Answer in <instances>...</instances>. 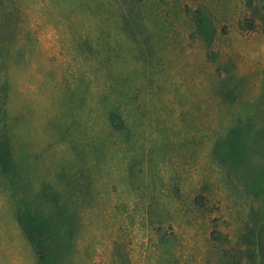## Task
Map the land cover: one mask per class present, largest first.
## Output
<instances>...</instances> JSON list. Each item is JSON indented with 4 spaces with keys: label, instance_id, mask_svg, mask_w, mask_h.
<instances>
[{
    "label": "rangeland",
    "instance_id": "rangeland-1",
    "mask_svg": "<svg viewBox=\"0 0 264 264\" xmlns=\"http://www.w3.org/2000/svg\"><path fill=\"white\" fill-rule=\"evenodd\" d=\"M253 3L0 0V132L16 168L0 172V264H37L18 208L62 209L55 264L263 255L247 237L264 205ZM239 123L250 132L233 150Z\"/></svg>",
    "mask_w": 264,
    "mask_h": 264
},
{
    "label": "trees",
    "instance_id": "trees-1",
    "mask_svg": "<svg viewBox=\"0 0 264 264\" xmlns=\"http://www.w3.org/2000/svg\"><path fill=\"white\" fill-rule=\"evenodd\" d=\"M261 1L264 4V0ZM253 2L254 0H247L250 8L253 7ZM202 30L206 31L207 27L204 26ZM111 117L114 118V115H111ZM250 127V123L248 125L239 123L238 126H235L230 130L233 134V138H229L228 141L234 138L238 139L237 144L231 146L233 150H235V148L242 150L240 143H242L243 138L248 135V132H250ZM230 143L231 142H229V144ZM12 156L9 140L3 132H0V172L3 173L5 177H11L15 172L16 168ZM62 213L63 211L61 208L55 210L54 216L56 224L61 220ZM54 216L51 217L41 211L35 213V211L30 208L26 210L20 208L17 209V219L20 226L34 248V251H36L37 264H55L57 258L61 257L62 252L60 251L58 242L55 243V240L57 239L60 241L63 234L55 231L54 227L50 228L48 226L49 222H51V218L53 219ZM252 218L254 222L247 233L248 242L258 246V249L263 255L260 257L259 255L255 256V254H253L254 258L250 264H264V205L261 210L253 212ZM251 236H253L254 239H252ZM61 243L63 244V242ZM63 246L64 245L61 247Z\"/></svg>",
    "mask_w": 264,
    "mask_h": 264
}]
</instances>
